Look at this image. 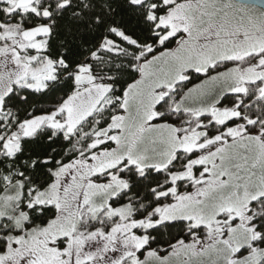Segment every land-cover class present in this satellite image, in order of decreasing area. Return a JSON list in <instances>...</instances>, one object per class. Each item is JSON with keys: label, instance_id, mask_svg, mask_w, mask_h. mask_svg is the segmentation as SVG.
<instances>
[{"label": "rangeland", "instance_id": "374dc122", "mask_svg": "<svg viewBox=\"0 0 264 264\" xmlns=\"http://www.w3.org/2000/svg\"><path fill=\"white\" fill-rule=\"evenodd\" d=\"M0 2L9 11L20 10L24 21L27 12L39 14L35 0ZM163 3L168 9L157 22L165 29L161 43L175 36V44L142 61L138 79L124 99L108 95L109 79L91 70L90 64L98 60L93 54L73 74L74 94L51 114L16 128L7 127L9 117L0 118V155L11 157L19 150L20 139L42 126L71 135L93 112L116 111L110 124L94 134L86 153L55 171L45 192H29L27 207L55 208V218L45 226L29 225L18 210L22 187L5 180L0 220L12 222L14 228L6 235L0 264L262 262L264 253L252 246L249 207L264 196L263 124L238 126L229 110L216 105L231 85L251 89L252 83H259L264 93V12L221 0ZM23 27L0 23V105L13 86L45 90L57 80L62 65L43 56L42 28L31 32ZM113 32L135 45L121 32ZM98 52L121 50L105 39ZM190 79L194 83H187ZM178 87L176 95L173 90ZM171 94L175 100L169 99ZM165 98L180 119L154 120L156 107ZM178 151L191 157L174 180L182 182V191L173 186L160 194L161 202L168 201L142 220L133 219L129 205L110 204L126 188L120 173L128 167L166 168ZM178 221L193 230L187 241H178L167 251L142 249L145 240L139 235L145 237L146 226Z\"/></svg>", "mask_w": 264, "mask_h": 264}, {"label": "trees", "instance_id": "16d2710c", "mask_svg": "<svg viewBox=\"0 0 264 264\" xmlns=\"http://www.w3.org/2000/svg\"><path fill=\"white\" fill-rule=\"evenodd\" d=\"M181 1L183 0H174L175 3ZM35 3L39 14L36 16L27 12L25 21L21 18L20 10L9 11L5 3H0V23L19 24L24 26L26 31L42 28L46 39L43 56L62 65L57 73V80L43 91L34 92L18 86L11 88L3 98L0 108V118L9 117L7 127L16 128L35 118L47 116L62 106L75 92V70L93 54L97 55L98 60L90 64L91 70L100 71L109 79V96L122 100L128 88L138 79L142 61L152 54L157 55L172 48L175 44L173 38L160 42L165 29L159 27L157 21L168 9L163 0H35ZM113 31L121 32L135 45L122 41ZM105 39L116 44L121 52L99 53V46ZM257 65L251 67L258 68ZM194 81L190 79L187 83ZM254 84L256 87L252 84L245 96L230 94L229 90L234 85L229 86L228 92L221 96L223 101L220 100L216 108L229 110L233 116L231 120L235 119L234 124L238 126L247 128L249 123L263 124V136L264 95L257 92L259 83ZM173 91L179 95V87ZM168 97L175 100L176 96L172 98L171 94ZM167 100L168 98H165L158 103V118L154 120H164L168 123L171 122L169 120L182 117L173 106H168ZM115 112L111 108L98 115L93 112L71 135H65L62 130L42 126L34 134L20 139V148L13 156L0 155V197L5 190V180L8 179L12 185H20L23 199L18 210L25 214L30 226H45L55 218V208L27 207L29 192H45L54 182L55 171L76 160L80 154L86 153L94 134L110 124ZM2 126L0 121V134L3 132ZM190 158L178 151L166 168L128 167L119 174L125 181L126 188L110 204L129 205L134 220L144 219L162 202L168 201L161 202L158 197L160 194L173 186L177 192L182 191V182L174 180ZM249 227L254 237L253 248L264 253V196L252 202L249 207ZM13 228L12 222L0 220V254L6 247V235ZM146 228L148 230L145 237L143 233L139 236L145 240L142 249L147 250L167 251L176 242L187 241L193 231L188 224L180 221ZM260 264H264V258Z\"/></svg>", "mask_w": 264, "mask_h": 264}, {"label": "water", "instance_id": "95a60500", "mask_svg": "<svg viewBox=\"0 0 264 264\" xmlns=\"http://www.w3.org/2000/svg\"><path fill=\"white\" fill-rule=\"evenodd\" d=\"M222 2L232 1L234 3L255 7L261 11H264V0H221Z\"/></svg>", "mask_w": 264, "mask_h": 264}, {"label": "flooded vegetation", "instance_id": "af4514ba", "mask_svg": "<svg viewBox=\"0 0 264 264\" xmlns=\"http://www.w3.org/2000/svg\"><path fill=\"white\" fill-rule=\"evenodd\" d=\"M0 3H2V2H0ZM162 17H163V16H161L160 18H162ZM160 18H159V19H160ZM159 19H158V20H159ZM157 22H158V21H157ZM159 27H161V26H159ZM161 28H162V27H161ZM163 29H164V28H163ZM34 31H35V30H34ZM34 31H31V32H34ZM172 38L174 39L175 36H172V37H170V38H168V39H172ZM161 39H162V38H161ZM168 39H166V40H168ZM166 40H164V41H166ZM164 41H163V42H164ZM160 42H161V41H160ZM257 69H258V68H255V69H253V71L256 72ZM252 84H254V83H252ZM252 84H251V85H252ZM258 86H259V85H258ZM244 87H245V89H241V88H238V86H237V87L234 88V90H233L232 92H230V94H234V95H237V96H245V95L247 94V90L249 91V89H248V87H246V86H244ZM259 88H260V89H259ZM259 88H258V90H257L258 93H260L261 90H262L261 87H259ZM240 89H241V90H240ZM259 90H260V91H259ZM261 94L264 95V93H262V92H261ZM1 104H2V102H1ZM0 108H1V105H0ZM44 117H45V116H44ZM85 121H86V120H85ZM85 121H84V122H85Z\"/></svg>", "mask_w": 264, "mask_h": 264}, {"label": "bare ground", "instance_id": "6f19581e", "mask_svg": "<svg viewBox=\"0 0 264 264\" xmlns=\"http://www.w3.org/2000/svg\"><path fill=\"white\" fill-rule=\"evenodd\" d=\"M256 240V239H255Z\"/></svg>", "mask_w": 264, "mask_h": 264}]
</instances>
